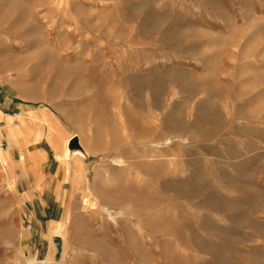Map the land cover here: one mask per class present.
Segmentation results:
<instances>
[{"label": "rangeland", "instance_id": "rangeland-1", "mask_svg": "<svg viewBox=\"0 0 264 264\" xmlns=\"http://www.w3.org/2000/svg\"><path fill=\"white\" fill-rule=\"evenodd\" d=\"M0 264H264V0H0Z\"/></svg>", "mask_w": 264, "mask_h": 264}, {"label": "water", "instance_id": "water-1", "mask_svg": "<svg viewBox=\"0 0 264 264\" xmlns=\"http://www.w3.org/2000/svg\"><path fill=\"white\" fill-rule=\"evenodd\" d=\"M72 144L74 145V148H75V146L77 147L78 146V142H77V140L76 139H72ZM71 152L72 151H75V150H73L72 148H68Z\"/></svg>", "mask_w": 264, "mask_h": 264}]
</instances>
